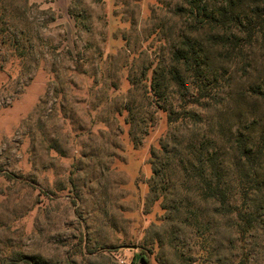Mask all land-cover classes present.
I'll return each instance as SVG.
<instances>
[{"label":"rangeland","instance_id":"obj_1","mask_svg":"<svg viewBox=\"0 0 264 264\" xmlns=\"http://www.w3.org/2000/svg\"><path fill=\"white\" fill-rule=\"evenodd\" d=\"M29 3L24 58L0 48V264L16 254L34 264H144L142 249L152 264H264V226L242 237L192 188L159 190L171 173L154 177L151 151L171 126L153 72L184 31L182 0ZM242 56L217 57L224 93L213 122L222 113L227 128L259 119L264 129V104L250 97L264 90V51ZM181 201L201 209L199 230L171 211ZM258 204L264 212V190Z\"/></svg>","mask_w":264,"mask_h":264},{"label":"trees","instance_id":"obj_2","mask_svg":"<svg viewBox=\"0 0 264 264\" xmlns=\"http://www.w3.org/2000/svg\"><path fill=\"white\" fill-rule=\"evenodd\" d=\"M182 2L179 12L188 19L184 31L176 37L167 64L153 72L151 89L167 105L164 111L171 126L159 147L151 151L154 177L165 178L166 172L171 173L165 180L167 188L159 190L192 188L204 204L201 207H213L215 216L234 219L238 235L244 237L264 226V212L258 204L264 190V129L259 119L250 126L239 121L238 126L227 128L221 112L222 120L213 122L212 111L219 112L214 102L224 93L222 74L215 66L218 56L238 60L246 49L264 51V0ZM30 12L29 0H0V48L16 60L25 56L23 36ZM77 71L84 73L80 55ZM175 93L180 101L177 108L170 103V95ZM252 96L264 104L263 89ZM162 155L167 157V164L156 161ZM171 209L191 222L193 230L200 229L198 206L191 209V204L181 201ZM141 259L144 264H152L150 250L142 249ZM8 262L34 264L22 254ZM234 264H247V260Z\"/></svg>","mask_w":264,"mask_h":264}]
</instances>
